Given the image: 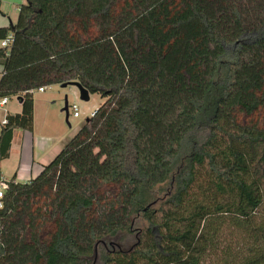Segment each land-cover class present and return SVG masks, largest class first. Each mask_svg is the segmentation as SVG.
I'll list each match as a JSON object with an SVG mask.
<instances>
[{
  "label": "trees",
  "instance_id": "obj_1",
  "mask_svg": "<svg viewBox=\"0 0 264 264\" xmlns=\"http://www.w3.org/2000/svg\"><path fill=\"white\" fill-rule=\"evenodd\" d=\"M10 33L0 99L21 111L1 125L0 162L15 130H33V90L78 82L105 102L38 176L3 181L0 264L25 246L22 264H81L134 214L148 226L103 264H203L226 223L264 234V0H25ZM263 238L223 264H264Z\"/></svg>",
  "mask_w": 264,
  "mask_h": 264
},
{
  "label": "rangeland",
  "instance_id": "obj_2",
  "mask_svg": "<svg viewBox=\"0 0 264 264\" xmlns=\"http://www.w3.org/2000/svg\"><path fill=\"white\" fill-rule=\"evenodd\" d=\"M22 1L24 0H21V2ZM32 96L34 102L33 130L32 132H26L29 135H31V133H38L43 136H50V134L54 136L59 135L60 138L63 136L61 139H59V137L56 138V144L59 140L63 142V139L67 140V143L68 140H70L78 132L85 120L90 117V114L105 102V99L98 94H90L88 101H82L76 87L67 86L65 88H61L58 84L46 86L43 92H37V90H35ZM65 100L67 102V120L66 113L63 111L65 107ZM16 103H18V96L9 98L8 104L4 108H0V120L3 118L2 116L4 115L5 110H10L11 113L13 112L12 110L14 109ZM72 104L77 105L79 117H73L72 110L70 109ZM252 122L260 123L264 128V114L255 117ZM20 142L21 141H17L15 147H13L10 159L1 164L2 173H4L8 168L14 169L18 167V162L21 160L19 155ZM260 174L262 176L261 181L264 189V164L261 167ZM172 191L173 182L170 180L164 184L156 186L151 193L153 201H155L153 208H158L160 203L163 202L172 193ZM102 193L103 201L98 204V210L100 211L101 217H104L103 220H105L108 214L107 209L116 203V198H112L111 193L107 190ZM36 222H38V220ZM254 224L258 226L264 225V202L257 212L256 219L253 222V225ZM147 226V222L141 214L132 215L130 218L129 229L120 231L116 236H111L101 240L95 247L94 255L81 264H103L104 253L107 251H114L118 249L130 250L133 244L137 241L142 230ZM13 228L17 241H20L23 238L26 225L24 222H20L18 227ZM255 236H259V238H261L264 237V234L262 232H253V234L245 233L240 227H235L233 224L230 225V223H226L222 227V232L217 243L218 248L210 250L206 253L203 264H223V258L228 250L234 253L239 249H243V244L246 245L255 242ZM261 240H264V238L259 239V241ZM25 248L21 249L18 253L19 264H22V262L24 263V261L29 258L27 252L22 253Z\"/></svg>",
  "mask_w": 264,
  "mask_h": 264
},
{
  "label": "crops",
  "instance_id": "obj_3",
  "mask_svg": "<svg viewBox=\"0 0 264 264\" xmlns=\"http://www.w3.org/2000/svg\"><path fill=\"white\" fill-rule=\"evenodd\" d=\"M24 1L21 2V0H0V28H8L9 26L16 24L19 7L20 5L25 4ZM2 71L3 67L0 64V77ZM12 111L13 112L11 113L10 110H5L2 117L4 118L7 114L12 115L20 113L21 106L19 101L18 103H16ZM3 118H1V120ZM21 132L23 131H14L9 157L0 162V187L2 191L5 190L3 181L9 180L13 176H15V181L19 183H26L29 180L33 179L34 176L38 175L41 172L43 166L47 165L49 161H51V159H53V157H55L60 152L67 141L65 139H63V142L59 140V142L56 144V138L59 137V139H61L63 136H61L60 138L59 135L54 136L50 133V136H43L38 133H31V135H29L26 131L23 133ZM17 141H21L19 145V155L21 160L18 162V167L14 169L8 168L4 173H2L1 164L10 159L11 152L13 150V147H15Z\"/></svg>",
  "mask_w": 264,
  "mask_h": 264
},
{
  "label": "built area",
  "instance_id": "obj_4",
  "mask_svg": "<svg viewBox=\"0 0 264 264\" xmlns=\"http://www.w3.org/2000/svg\"><path fill=\"white\" fill-rule=\"evenodd\" d=\"M13 43V34L10 33L8 34L4 39L0 40V47L2 48H9ZM46 87H40L38 89H36L38 92H43L45 90ZM35 90H33L32 92H34ZM9 98L8 97H5V98H2L0 99V108H3L7 102H8ZM70 109L72 110V115L73 117H79V112H78V107L76 104H72ZM95 114V110L94 112H92L90 114V117H93ZM6 123V119L5 117L0 121V124L1 125H4ZM5 188V186H4ZM4 194V191L1 190V187H0V207H2V203H1V198Z\"/></svg>",
  "mask_w": 264,
  "mask_h": 264
},
{
  "label": "water",
  "instance_id": "obj_5",
  "mask_svg": "<svg viewBox=\"0 0 264 264\" xmlns=\"http://www.w3.org/2000/svg\"><path fill=\"white\" fill-rule=\"evenodd\" d=\"M67 86L76 87L78 89V91H79V96H80V99L82 101H88L89 100V95H90L89 92L80 83H78V82H66V83L60 84L61 88H65ZM63 111H65V113H66V120H67L68 112H67V102H66V100H65V107H64ZM152 204H154V203H152ZM96 246H97V243L95 244V247Z\"/></svg>",
  "mask_w": 264,
  "mask_h": 264
},
{
  "label": "flooded vegetation",
  "instance_id": "obj_6",
  "mask_svg": "<svg viewBox=\"0 0 264 264\" xmlns=\"http://www.w3.org/2000/svg\"><path fill=\"white\" fill-rule=\"evenodd\" d=\"M108 252V251H107Z\"/></svg>",
  "mask_w": 264,
  "mask_h": 264
}]
</instances>
